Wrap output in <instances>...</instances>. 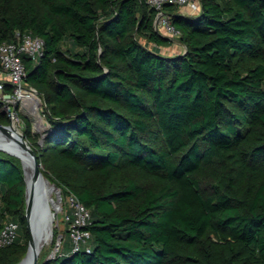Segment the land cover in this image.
<instances>
[{
  "label": "trees",
  "instance_id": "obj_1",
  "mask_svg": "<svg viewBox=\"0 0 264 264\" xmlns=\"http://www.w3.org/2000/svg\"><path fill=\"white\" fill-rule=\"evenodd\" d=\"M200 2L166 7L185 50L165 55L148 0H0V44L16 31L45 42L24 61L51 130L40 142L22 116L26 137L91 215L89 250L67 229L40 264H264V0ZM15 154L0 150V228L19 224L0 264L28 248Z\"/></svg>",
  "mask_w": 264,
  "mask_h": 264
},
{
  "label": "built area",
  "instance_id": "obj_2",
  "mask_svg": "<svg viewBox=\"0 0 264 264\" xmlns=\"http://www.w3.org/2000/svg\"><path fill=\"white\" fill-rule=\"evenodd\" d=\"M196 0H148V4L156 11L154 26L158 32L167 36L172 41L181 37V31L172 22V13L166 9L168 5L183 6L195 5ZM45 42L40 36H34L27 32L16 31L12 41H4L0 44V103L10 119L19 117V110L30 114L33 107L32 98L39 100L37 108L40 115L42 96L36 89L27 84L28 70L24 56L30 57L34 62H39L43 55ZM9 86V89L6 87ZM31 115V114H30ZM18 121V120H17ZM68 208L66 209V221H70L69 229L74 244V250L80 246L88 245L92 236L85 229L90 221V210L70 193L67 197ZM70 209L71 214H68ZM19 235V224L15 221H6L0 228V248L11 245ZM63 234L57 241V248L62 243Z\"/></svg>",
  "mask_w": 264,
  "mask_h": 264
},
{
  "label": "water",
  "instance_id": "obj_3",
  "mask_svg": "<svg viewBox=\"0 0 264 264\" xmlns=\"http://www.w3.org/2000/svg\"><path fill=\"white\" fill-rule=\"evenodd\" d=\"M15 148L26 155L31 166V175L28 176L25 170L24 159L21 158L24 179L26 182V219L29 231L28 248L25 257L17 264H38L40 250L36 246L35 236H41L46 230L51 218L50 209L47 201L42 197L41 179L44 177L43 166L39 161L38 155L32 147L26 134L20 132L15 133L13 122L10 124L0 123V150L15 154L9 149ZM29 260L26 263V260ZM50 260V259H48ZM47 260V261H48Z\"/></svg>",
  "mask_w": 264,
  "mask_h": 264
},
{
  "label": "rangeland",
  "instance_id": "obj_4",
  "mask_svg": "<svg viewBox=\"0 0 264 264\" xmlns=\"http://www.w3.org/2000/svg\"><path fill=\"white\" fill-rule=\"evenodd\" d=\"M195 5H183V6H179L177 7V9L181 12H188L189 14H198L201 10V2L200 0H196L195 1ZM140 41L142 43H145L147 41L146 38L144 37H139ZM149 47H152L153 44H148ZM63 49L66 50L68 47H70V41H64L63 45H62ZM163 52L167 55H172V54H179V53H183L185 50V45L179 40V39H174L169 45L165 46L162 48ZM40 116L43 120L42 124L40 125H36L35 124V119L32 115L26 113L24 110H21V108H18L19 110V117H18V121H16L17 126L19 128V130L21 132H23L25 134V130H26V123L23 121L22 116L27 118L30 121L31 127H32V131L34 132V134L36 135V137H38V140L40 142H43L45 136L50 132L51 130V125L50 122L48 120V110L45 104V100L42 97L41 100V104H40ZM0 111L5 113L4 109L1 107ZM5 115H7L8 119H9V123H11V119L9 118L8 114L5 113ZM2 124V123H1ZM12 151V150H11ZM14 152V151H13ZM16 153V152H15ZM18 158H20V156H18L17 154H15ZM21 159V158H20ZM22 163V161H21ZM23 166V165H22ZM60 189V188H59ZM62 194V191H61ZM67 198H64V195L62 194V202H63V208L60 211L59 214L55 215V221H54V228L52 231V237L51 239L42 247L40 255H39V261L38 264H40L41 262H45L48 259H55L57 258L60 253L62 252V243L59 246V249L57 248V241L59 239V237H61V234H63L62 237V241L64 239V234L66 233L67 229H69V225L66 221V209L68 208V203H67ZM55 232H57V235H55ZM56 236V238H55ZM69 245V244H68ZM67 245V247H68ZM64 249V248H63Z\"/></svg>",
  "mask_w": 264,
  "mask_h": 264
},
{
  "label": "bare ground",
  "instance_id": "obj_5",
  "mask_svg": "<svg viewBox=\"0 0 264 264\" xmlns=\"http://www.w3.org/2000/svg\"><path fill=\"white\" fill-rule=\"evenodd\" d=\"M38 98L36 96H34L32 98V104L33 107L31 106V110H30V114L34 117L35 119V124L40 125L42 124L43 120L41 118V116L39 115L38 112V108H37V102H38ZM16 118L12 119L13 122V126H14V131L17 135V133L19 134L21 131L19 130L17 123H16ZM12 150L14 152H16L17 154H19L20 158L24 159V164H25V170L27 172V175L30 176L31 175V166L29 161L26 158V155L21 152L18 151L15 148L9 149ZM41 185H42V197L45 201H47L49 209H50V215L51 218L53 219V222H50L47 230L41 235V236H35L34 235V239L36 242V246L38 247V249L41 252L42 247L51 239L52 237V231L54 228V221H55V215L59 214L60 211L63 208V202H62V194H61V189L58 188V186L51 182L44 174V177L41 179ZM29 260V258L26 260Z\"/></svg>",
  "mask_w": 264,
  "mask_h": 264
},
{
  "label": "crops",
  "instance_id": "obj_6",
  "mask_svg": "<svg viewBox=\"0 0 264 264\" xmlns=\"http://www.w3.org/2000/svg\"><path fill=\"white\" fill-rule=\"evenodd\" d=\"M179 12H181V11H179ZM181 13H183V14H189L188 12H185V13H184V12H181ZM163 47H165V46H162V47H161V52H162L163 54H165V53L163 52V50H162ZM165 55H167V54H165ZM172 55H174V54H172Z\"/></svg>",
  "mask_w": 264,
  "mask_h": 264
}]
</instances>
